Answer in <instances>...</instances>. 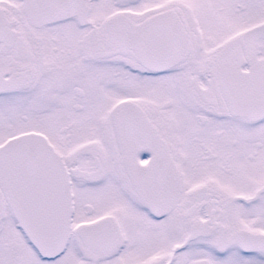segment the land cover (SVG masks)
I'll list each match as a JSON object with an SVG mask.
<instances>
[{"label": "snow or ice", "instance_id": "obj_1", "mask_svg": "<svg viewBox=\"0 0 264 264\" xmlns=\"http://www.w3.org/2000/svg\"><path fill=\"white\" fill-rule=\"evenodd\" d=\"M0 264H264V0H0Z\"/></svg>", "mask_w": 264, "mask_h": 264}]
</instances>
